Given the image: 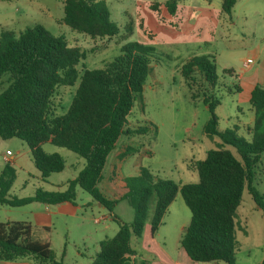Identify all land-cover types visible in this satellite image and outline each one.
<instances>
[{
    "label": "trees",
    "instance_id": "1",
    "mask_svg": "<svg viewBox=\"0 0 264 264\" xmlns=\"http://www.w3.org/2000/svg\"><path fill=\"white\" fill-rule=\"evenodd\" d=\"M236 0H221V11L230 13ZM170 13L175 0H167ZM63 22L71 29L92 38L112 37L119 31L109 17L104 0H64ZM152 48L138 42L120 47V53L101 68L77 64L85 51L70 46L61 36L52 35L41 24L25 27L18 34L0 33V77L8 75L0 92V138H17L28 147L40 180L64 169L58 153H45L43 145L66 148L84 159L85 164L63 190L35 189L30 197L9 196L15 170L6 163L0 171V204L19 207L33 201L44 205L74 203L77 189L85 191L108 212L123 200L133 209L131 222L116 215L111 219L117 231L100 240L98 251L89 264H147L131 258V236L140 237L150 205L151 232L162 222L177 193L190 211V220L180 238V246L194 262H235V212L246 188L261 210L264 222V195L253 182L257 166L264 169V87L256 84L248 100L253 120L249 139L231 129L219 130L215 108L220 99L213 90L218 77L213 57L193 55L181 65V75L191 98L201 96L209 112L204 126L206 135L219 139L201 160H190L188 169L196 171V183L162 179L141 169L125 181L122 165L137 150L121 140L153 133L150 121L130 125L135 101L142 93L150 71ZM78 85L64 114L54 113L52 98L57 88ZM238 89V88H237ZM124 138V139H125ZM34 256L36 264H65L56 260L48 241L35 239L25 221L0 222V260L14 261ZM260 264H264V257Z\"/></svg>",
    "mask_w": 264,
    "mask_h": 264
},
{
    "label": "rangeland",
    "instance_id": "2",
    "mask_svg": "<svg viewBox=\"0 0 264 264\" xmlns=\"http://www.w3.org/2000/svg\"><path fill=\"white\" fill-rule=\"evenodd\" d=\"M104 1L110 19L119 29L112 37L92 38L71 29L63 22L64 0H0V33L8 31L16 35L25 27L41 24L52 35L61 36L70 46L85 51V58L76 66L79 75L83 67H103L120 53L122 45L129 42L150 46V71L128 121L130 125L150 121L156 129L153 133L130 139L121 137L137 149L122 165L121 177L129 181L143 168L162 179L196 183L197 173L188 169L187 165L190 160L203 159L205 152L216 147L219 139L205 134L204 126L210 117L208 109L201 96L191 98L189 86L181 75V65L193 55L213 57L218 77L213 94L220 99L215 108L217 127L221 131L231 129L236 135L248 139L242 123H247L253 112L243 93L238 95L236 92L239 84L244 85V81L240 82L236 75L241 71L244 59L253 58L252 67L262 62L264 0H236L230 13L221 11V0H175L174 13L167 10V0ZM257 51L259 59L255 58ZM7 81V74L0 77V92L7 86ZM78 81L57 88L52 98L55 114L66 112ZM259 85L263 87V83ZM42 148L45 153H58L65 163L64 169L51 173L46 182L40 180L24 142L17 138H0V171L6 163L15 170L9 196L30 197L38 187L47 191L63 190L67 181L77 175L85 164L83 158L66 148L49 143ZM6 149L13 153L14 164L3 161L2 154ZM253 184L264 195V169L260 164ZM72 204L80 206L73 216L57 212L53 205L46 209L45 205L36 201L19 207L0 204V222L25 221L35 230V235L45 237L42 223L50 221L53 224H49L46 237L55 259H61L65 264H89L92 260L89 257L96 254L97 238L103 235L112 237L117 225L108 218L98 224L94 222L98 217L94 201L82 189H77L76 200ZM130 206L124 200L112 212L128 223ZM152 211L151 204L147 222ZM189 220L190 211L177 193L165 217V225L160 229L170 250L174 247L180 226L189 223ZM234 235L236 264H260L264 257V222L261 210L246 188L235 212ZM135 243L133 239L132 245ZM140 255L152 258L147 253ZM25 258L35 262L34 256ZM197 263L223 264L220 261Z\"/></svg>",
    "mask_w": 264,
    "mask_h": 264
},
{
    "label": "crops",
    "instance_id": "3",
    "mask_svg": "<svg viewBox=\"0 0 264 264\" xmlns=\"http://www.w3.org/2000/svg\"><path fill=\"white\" fill-rule=\"evenodd\" d=\"M255 56H256L255 58L259 59L258 56H260V53L257 51ZM253 60L254 59L250 58V57L244 59V61H242L241 71H239V73L236 75V78L240 82L244 81V85L239 84L237 86L238 89H236L237 90L236 92L238 95L243 93L244 99L247 101L249 100L251 90L253 89V87L256 84L263 83V87H264V56L262 57V62H259L257 67L250 66V64H252L254 62ZM246 61H249V65L247 67H244L243 63ZM260 68H262L261 71H260ZM250 110H251V108H250ZM252 120H253V115L247 123H242V129L246 132L248 139H249V135H248L247 129L251 125ZM237 129H239V126H237ZM6 150H9V149H6ZM17 152H19V151H17ZM2 158H3V161H5V162L8 161V162H11L13 164L16 162V161H14V155L11 151H10V155L7 157V159L5 158V152L2 154ZM32 163H33V161H32ZM33 167H35V165ZM38 173H39V171H38ZM75 177H76V175L72 179H74ZM120 202H122V201H120ZM120 202H118V203H120ZM118 203L115 205L114 209L117 207ZM94 205H95L94 209L98 213V217H96L94 219V222L97 224L100 223L101 220L104 221L106 218L111 219L112 215H116L113 212H108L98 202L94 201ZM170 205L168 206L167 211H166L165 215L163 216L161 224L159 225L158 229L154 233L151 232L150 220H149L148 222L147 221L145 222L144 229H143V232H142L140 237L133 236L134 238H130V245H131L132 250L134 251V254L131 255V258H133L136 261L145 260V261H147V264H174V263L198 264L197 262L192 261L187 256V254L185 253L183 248L180 246V238L184 232V229L188 225V223L187 224L185 223V224L180 226L179 235H177V237H176V241H175V244H174V247L172 248V250H170L166 245V241H165L166 236H164V235L162 236L160 234L161 226L163 224L165 225V217H166L167 213L169 212ZM45 206H46V209H49V206H51V205H45ZM53 206H55L54 210H57V212L64 213L66 215H71V216L75 215V213L78 211V209H80L79 205L76 204L74 206L72 203H69V202H63V203H59V204H56ZM129 211H130V213L127 212V214H128L127 216L129 218L128 223L131 222V220L133 218V209L131 208V210H129ZM48 214H49V212L46 213V215H48ZM50 223H52V222L45 221L42 223V229L45 232V237L40 236V235L39 236L35 235V230H33V228L31 227L32 236L35 239H41V240L48 241L50 244V241L46 237L49 233V228H50L49 224ZM106 227H107V225L104 224V228H106ZM104 238H107V236L103 235V237L97 238L96 253L98 251V244H99L100 240H102ZM133 239L136 241V243L132 245ZM145 253L150 254V256L152 258H149L150 259L149 260L148 257L145 258V257L140 255V254H145ZM78 254L82 255L83 253H78ZM171 256L173 258H171ZM89 258H93V257L90 256ZM0 264H35V262L33 260H31L30 258H21V259H17L14 261L0 260Z\"/></svg>",
    "mask_w": 264,
    "mask_h": 264
},
{
    "label": "built area",
    "instance_id": "4",
    "mask_svg": "<svg viewBox=\"0 0 264 264\" xmlns=\"http://www.w3.org/2000/svg\"><path fill=\"white\" fill-rule=\"evenodd\" d=\"M249 65V61H246L243 63L244 67H247ZM10 155V150H6L5 151V158L7 159V157ZM174 264H178V263H174Z\"/></svg>",
    "mask_w": 264,
    "mask_h": 264
}]
</instances>
